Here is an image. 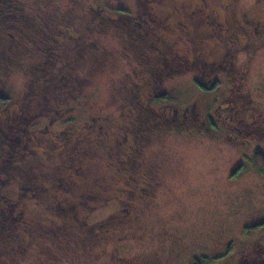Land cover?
<instances>
[{"label":"rangeland","instance_id":"1","mask_svg":"<svg viewBox=\"0 0 264 264\" xmlns=\"http://www.w3.org/2000/svg\"><path fill=\"white\" fill-rule=\"evenodd\" d=\"M154 93L153 110L264 123V0H0V264H229L264 247V137L188 122L130 153L134 98Z\"/></svg>","mask_w":264,"mask_h":264},{"label":"flooded vegetation","instance_id":"2","mask_svg":"<svg viewBox=\"0 0 264 264\" xmlns=\"http://www.w3.org/2000/svg\"><path fill=\"white\" fill-rule=\"evenodd\" d=\"M150 14V12H149ZM111 20L113 22H117V18H111ZM138 25L141 24L140 21L137 22ZM249 24V23H248ZM251 25V23L249 24ZM255 27V32L259 33L260 32V25H254ZM140 30V29H139ZM138 30V31H139ZM67 32V30H65ZM141 32V31H140ZM142 35V33H141ZM232 53V52H231ZM171 68V72L173 73L172 70V66L169 65L168 63H164V68H163V74L167 72V69ZM167 74V73H166ZM165 74V75H166ZM171 75V74H170ZM162 76V75H161ZM163 94L161 93H154L152 100H145L143 101V99H139V95L135 96V101L138 103H143L144 102V109L146 110L147 114H145L146 116V122H144L142 128L140 131H135L133 134L134 136L131 139V145H129V149L130 153L135 152V150H137L139 145H144L146 144L145 141L151 137L152 133H155V130L157 129H161V130H166V129H170L171 131L174 130H179V129H187L188 128V122H192V125L197 127L198 130L202 131V132H207L210 130H220L221 127H225L227 129H229L231 132H236L239 134V139L240 141L244 144L248 141V139L250 138H254L256 135H261L262 137H264V123L262 121H258L259 119H254V123L253 126H250L248 123H245L242 119H238L236 118L237 121H234L232 119V124L231 123H224L223 119L221 118L220 113L215 112L217 110V108L214 109V112H210L209 114H207L206 119H202L199 116V113L196 112V110H190L189 108H186L184 110V112L180 113L179 112V108L173 106L170 109H165L161 110V111H157V110H153L152 107V103L153 102H157V100H161L159 99L160 96H162ZM138 98V99H136ZM135 101H133V103H136ZM163 101V100H161ZM218 111V110H217ZM191 114V116L189 115ZM137 115V114H135ZM139 116V115H138ZM212 117H216L217 120H219L218 123L215 122L214 118ZM226 117V116H225ZM260 118H263V116H259ZM228 118V117H227ZM132 122V121H131ZM214 126V127H213ZM231 126V127H229ZM242 139V140H241ZM125 153H127L125 151ZM127 160V158H125V161ZM122 163H124V161H122ZM123 166L125 167L126 171L128 169L127 163L123 164ZM235 242V240L230 241L229 243H233ZM264 247L263 246H258L255 243V240H253V242H250V244H246L243 247L238 249V252L243 253V256L245 257V259L243 261H230L229 258H233L234 255H232L231 253V257H228V261H226V263L228 262L229 264H264V261L261 258V255H263L264 253ZM228 252V251H227ZM196 257V256H194ZM192 260V264H199V261L195 258ZM222 261V262H224ZM220 264H222L221 262H219Z\"/></svg>","mask_w":264,"mask_h":264},{"label":"trees","instance_id":"3","mask_svg":"<svg viewBox=\"0 0 264 264\" xmlns=\"http://www.w3.org/2000/svg\"><path fill=\"white\" fill-rule=\"evenodd\" d=\"M214 87H217L218 84L214 83ZM170 96V95H169ZM168 97V94L167 93H164L162 96H160L159 98L162 100L164 99H167ZM0 101L1 102H6L8 101V98L3 96V95H0ZM254 160L257 161L259 163V165L261 166V168L263 169V172H264V153L261 151V150H257L256 153H255V156H254ZM264 223H260L259 225H256L254 227H259L260 225H263ZM200 264V263H199Z\"/></svg>","mask_w":264,"mask_h":264}]
</instances>
